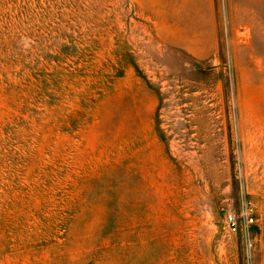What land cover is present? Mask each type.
<instances>
[{
    "label": "rangeland",
    "instance_id": "374dc122",
    "mask_svg": "<svg viewBox=\"0 0 264 264\" xmlns=\"http://www.w3.org/2000/svg\"><path fill=\"white\" fill-rule=\"evenodd\" d=\"M0 264H264V0H0Z\"/></svg>",
    "mask_w": 264,
    "mask_h": 264
},
{
    "label": "built area",
    "instance_id": "2783aa9c",
    "mask_svg": "<svg viewBox=\"0 0 264 264\" xmlns=\"http://www.w3.org/2000/svg\"><path fill=\"white\" fill-rule=\"evenodd\" d=\"M225 223L230 232L242 238L246 249H252L251 228L255 223V211L254 205L249 200L243 199L240 207L228 209L225 214Z\"/></svg>",
    "mask_w": 264,
    "mask_h": 264
}]
</instances>
